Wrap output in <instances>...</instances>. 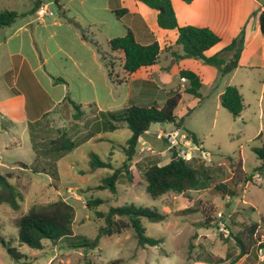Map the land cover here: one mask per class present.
Segmentation results:
<instances>
[{
  "label": "rangeland",
  "instance_id": "1",
  "mask_svg": "<svg viewBox=\"0 0 264 264\" xmlns=\"http://www.w3.org/2000/svg\"><path fill=\"white\" fill-rule=\"evenodd\" d=\"M257 2L264 4V0ZM27 6L28 0H0V12L10 9L22 12ZM51 8L57 12L56 6ZM115 69L116 78L121 70L118 64ZM261 75L262 72L256 70L237 72L240 81L246 78L242 89L245 106L242 119L232 118L221 105L216 113L214 87H202L200 98L184 94L176 110L178 118H184L182 129L176 131L171 125L151 126L148 134L156 137L153 138L155 142L146 147L140 142L129 177L120 176L115 195L107 190L86 189L96 186L101 178L121 166L125 159L121 146L131 137L124 123H117L119 128L97 137H94V131L87 134L86 129L84 134L74 138L75 148L59 154L58 160L57 154L47 152L48 143L59 133L54 124H49L52 129L48 134L37 135V138L30 137L28 130L21 128L5 127L2 134L0 129V174L9 173L8 182L21 194L17 211L6 205L0 206V239L23 257L19 262L13 261L0 243V264H261L264 160L260 161L252 152L253 148L264 145V78ZM117 81L121 83V76ZM126 93L124 86L113 88L116 101H122ZM101 94L99 90V100ZM102 104L103 108L107 106L106 102ZM186 110L192 112L184 117ZM83 111L89 115L88 107ZM112 112H121V107ZM85 123V120L80 122V126ZM63 124L68 129L70 120ZM76 130L73 128L74 132ZM186 132L196 136L201 154H194L189 146L181 144L180 134ZM185 140L188 139L185 137ZM170 149L191 166L203 167L208 178L207 189L156 199L145 192L144 170L152 164H166L170 160ZM91 154L110 164L111 169L91 170ZM18 164H24L26 168ZM261 165L262 170H257ZM217 186L224 187V191H219ZM57 199L74 209L73 236L54 244L43 241L42 250L19 244L11 221L32 207L44 206ZM95 199L104 202L88 209L86 202ZM123 205L149 208L164 215L166 219L160 223L141 220L145 235L161 242L154 247L139 248L134 232L128 229L121 235L101 237L93 249L81 247L96 238L102 225L96 213ZM219 214L222 217L218 218ZM242 250H246V254L241 255Z\"/></svg>",
  "mask_w": 264,
  "mask_h": 264
},
{
  "label": "crops",
  "instance_id": "2",
  "mask_svg": "<svg viewBox=\"0 0 264 264\" xmlns=\"http://www.w3.org/2000/svg\"><path fill=\"white\" fill-rule=\"evenodd\" d=\"M39 1V7L47 6L53 13L52 17L38 21L36 11L30 13L35 0H28V6L22 12L7 10L17 13L18 17L10 26L0 28L2 130L5 127L21 128L22 131L28 130L30 137L37 138V135L43 137L48 134L52 129L49 124H54L55 131L59 132L57 136L65 133L75 142L74 138L84 134L86 129L87 134L94 131V137L103 133L107 115L116 114L112 112L116 108L121 107L122 112L130 104L156 103L161 106L169 91L193 87L186 78L179 76L180 71L191 72L197 77L200 83L198 93L204 86L215 88L216 113L220 96L228 86L237 87L243 98L246 78L240 81L237 72L256 70L262 72L264 78V35L256 17L251 16L261 7L257 0H189L188 3L170 0L179 27L207 28L220 39L205 53L206 57L226 47L246 25L245 44L238 67L218 81L215 68L192 59L176 62L168 52H164L176 41V30L158 28L157 12L135 0ZM53 5L57 8L56 13L51 8ZM123 9L126 14L117 18L114 12ZM126 29L132 32L140 45L157 42L161 53L158 64L142 68L120 83L116 80L120 76L124 79V75L108 50V42L124 36ZM103 57L112 59L115 67L118 64L121 70L115 78L116 69H112V82ZM181 79L186 82L182 83ZM120 85L126 88L127 93L122 101H116L113 88ZM99 90L101 100L98 98ZM103 102L107 103L104 108ZM73 105L81 112L78 119L73 117ZM87 107L88 116L83 111ZM238 118L242 119V113ZM68 119L70 126L67 129L63 122ZM84 120L86 123L81 125V130L80 122ZM73 128L77 130L74 132ZM69 131L73 133L69 134ZM180 135L185 136L184 133ZM153 138L147 134V138L141 140L145 143L143 147L155 142ZM189 148L194 154H201V145L192 144Z\"/></svg>",
  "mask_w": 264,
  "mask_h": 264
},
{
  "label": "trees",
  "instance_id": "3",
  "mask_svg": "<svg viewBox=\"0 0 264 264\" xmlns=\"http://www.w3.org/2000/svg\"><path fill=\"white\" fill-rule=\"evenodd\" d=\"M151 10L157 12V26L162 30H176L177 39L174 44L164 50L176 62L184 59L199 61L203 65H208L216 69L218 80L233 72L239 64V59L245 44L246 25L240 30L239 34L222 50L213 56L206 57L205 53L216 46L220 39L207 28H197L193 26L179 27L177 25L175 13L171 6L170 0H135ZM189 2V0H184ZM40 5L39 0H35L30 13L35 12ZM117 18L126 14V10L114 12ZM256 17L260 31L264 35V4L254 11L251 15ZM18 15L13 11L0 12V28L8 27L15 22ZM108 50L114 60L119 63L126 81L142 68L152 67L159 62L161 50L157 42L149 45H140L135 41L134 35L128 29L124 36L111 39L108 42ZM105 67L108 69V76L112 82V69L115 67L112 59L103 57ZM179 76L186 78L191 86L189 89L182 91H169L165 95V100L161 106L156 103L149 105L130 104L125 109L116 114H108L103 124V133L114 131L119 126L117 123H124L131 133V137L125 142L122 148L125 159L121 166L111 174L101 178L94 187H88L86 191H104L107 190L111 195L116 194V185L120 176L124 175L127 179L131 164L138 155L141 140L147 138L149 128L153 125H172L177 131L182 129L184 118H178L176 115L177 107L183 94H189L195 98H200L198 90L200 83L197 77L188 71H180ZM220 105L225 109L232 118L240 116L245 108L243 98L235 86H228L220 96ZM74 119L80 117L81 112L73 105ZM191 110H187L185 117ZM185 136L192 144L198 146L196 136L186 132ZM261 134L258 136V138ZM167 141V140H166ZM75 148L73 142L65 133H61L57 138L48 143L47 152L49 154H66ZM170 160L163 165H149L143 172L142 182L145 192L151 198H160L168 194L185 195L188 192L201 191L208 188V178L202 166L193 167L189 162L180 157L175 150L170 149ZM253 154L260 160H264V145L252 149ZM229 161H233L228 158ZM110 163V159H108ZM25 169L24 164H18ZM240 168V164L237 165ZM89 167L91 170L111 169V165L102 162L98 156L91 154ZM261 165L257 170L261 171ZM10 174H0V206L6 205L12 211L19 209L21 194L18 189L12 186L8 180ZM218 190L224 191V187L217 186ZM104 201L95 199L86 202L88 209L96 208L103 204ZM96 217L102 221L98 228L96 238L88 243L82 244L81 247L93 249L97 246L101 237H110L112 235H121L124 231L131 229L136 238L139 248L147 246L154 247L161 242L159 239H153L145 235V230L141 225L144 219L149 223H160L165 221L166 217L159 214L153 209L135 207L134 205H123L119 207H110L106 212H97ZM74 220V209L61 199H57L44 206L32 207L24 215L19 216L11 221V225L17 231V241L21 245L33 250H42V242L49 241L57 243L67 240L73 236L72 224ZM0 243L6 250L8 256L15 262H19L23 257L9 243L0 239ZM76 247V246H74ZM246 250L241 251V255L246 254Z\"/></svg>",
  "mask_w": 264,
  "mask_h": 264
},
{
  "label": "built area",
  "instance_id": "4",
  "mask_svg": "<svg viewBox=\"0 0 264 264\" xmlns=\"http://www.w3.org/2000/svg\"><path fill=\"white\" fill-rule=\"evenodd\" d=\"M36 18L38 21H41L44 17H52L53 13L51 12V10L48 9L47 6H40L37 10H36ZM182 83H185L186 80L185 79H181ZM186 136H182L181 135V144L183 143L184 146H192V143L189 140H185ZM158 138H160V136H158ZM222 217L221 214L218 215V218ZM259 262L262 264L264 263V249H260L259 250Z\"/></svg>",
  "mask_w": 264,
  "mask_h": 264
},
{
  "label": "water",
  "instance_id": "5",
  "mask_svg": "<svg viewBox=\"0 0 264 264\" xmlns=\"http://www.w3.org/2000/svg\"><path fill=\"white\" fill-rule=\"evenodd\" d=\"M163 126V124H161Z\"/></svg>",
  "mask_w": 264,
  "mask_h": 264
}]
</instances>
